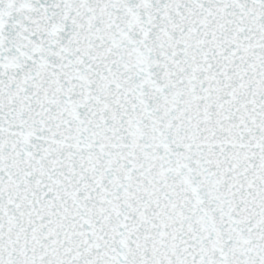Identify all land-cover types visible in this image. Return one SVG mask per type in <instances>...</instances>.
Returning a JSON list of instances; mask_svg holds the SVG:
<instances>
[{"label":"snow or ice","instance_id":"obj_1","mask_svg":"<svg viewBox=\"0 0 264 264\" xmlns=\"http://www.w3.org/2000/svg\"><path fill=\"white\" fill-rule=\"evenodd\" d=\"M0 264H264V0H0Z\"/></svg>","mask_w":264,"mask_h":264}]
</instances>
